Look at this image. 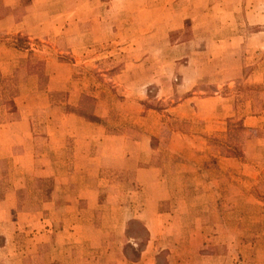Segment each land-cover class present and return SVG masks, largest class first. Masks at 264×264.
Returning a JSON list of instances; mask_svg holds the SVG:
<instances>
[{"label": "rangeland", "instance_id": "obj_1", "mask_svg": "<svg viewBox=\"0 0 264 264\" xmlns=\"http://www.w3.org/2000/svg\"><path fill=\"white\" fill-rule=\"evenodd\" d=\"M245 2L264 5V0ZM157 3L0 0V196L16 186L17 209L36 210L54 190L58 204L92 188L99 191L88 199L91 214L77 221L80 216L70 212L69 237L55 241L48 234L39 242L31 227L28 235L16 237L20 249L8 248L11 258L0 264H20L25 255L23 264H264V145L256 140L264 136V120L244 132L228 129V122L244 125L245 115L262 112L264 63L252 69L264 53L252 52L239 37L231 47L211 44L209 23L196 26L192 19L204 14L210 20V6L186 17L185 0L170 4L171 29L156 20L155 37L147 38V20L159 18L147 9ZM219 3L213 12L225 33L227 2ZM74 16L92 18L78 21L75 31L88 25L87 33L99 30L106 38H73L67 29ZM229 26L237 36L264 31V23L247 25L241 19ZM15 83L16 111L9 113L6 100ZM210 96L227 99L216 114H206L208 107L192 110ZM187 97L192 102L186 107L169 111ZM77 110L101 118L104 124H98L109 135L137 140L151 134L149 144L136 149L148 158L141 165L158 168L152 191H139L134 171L105 168L119 161L111 148L132 154L135 146L107 142L102 149V140H96L87 149L73 136L58 138L60 128L77 136L94 134L65 117L86 120ZM225 142L237 146L241 156H232ZM97 168L98 175L110 177L108 185L80 181L78 175L94 176ZM51 170L61 183L39 176Z\"/></svg>", "mask_w": 264, "mask_h": 264}, {"label": "crops", "instance_id": "obj_2", "mask_svg": "<svg viewBox=\"0 0 264 264\" xmlns=\"http://www.w3.org/2000/svg\"><path fill=\"white\" fill-rule=\"evenodd\" d=\"M155 1V0H153ZM157 4H150V7H148L147 12L148 14L152 15H157L159 16L158 19L156 18H150L147 20L148 22H151V27L146 31V37L147 38H154L156 31L154 30L156 20L159 21L163 26H165L167 29H171L168 27V22H166V18L169 15L170 11V4L174 0H157ZM187 1L186 3V10L190 9L188 12H186L185 16L190 17L193 14H200L198 10L200 7H207L210 6V9L212 10V14L210 16V20L208 16H204L202 14L199 18H192L194 23L197 25L200 24H208L210 26V34L208 35L210 39V43L212 44L213 41L217 45L218 43L225 42L227 47L232 46V41L239 37L240 43H245L248 42L247 44L251 47L252 52L255 51H261L264 53V31H256L250 34H245L243 33L241 36H237L236 32H229L228 30L231 29L229 26L233 22H237L238 20H242L244 24L246 23L247 25H259L261 23H264V5H256V4H251L250 2H245V0H242L240 3L239 0H226L227 2V13H228V20H227V30L226 32H221L222 29L220 30L218 22L220 19L218 18V14L216 12H213L216 8L219 7V1L220 0H185ZM241 11L243 13L238 14V12ZM241 17V18H240ZM29 16L26 18L28 19ZM78 21H82L84 24L88 22H92V18H89L87 16H83L82 18H77L74 16L72 19V24L73 27L71 28L70 26L67 29V33L71 34L70 31H73V38L76 39H84L85 40H93L95 39H105L106 34H101L99 30L94 31V32H88L87 33V26L82 32H77L75 31V27L77 26L76 23ZM222 21V20H221ZM216 22V25H215ZM225 22V21H223ZM212 26H211V25ZM214 25V26H213ZM219 27V28H218ZM159 28L157 27V31H159ZM239 32V31H238ZM236 34V35H235ZM209 45L211 46V44ZM88 45H91V43H88ZM212 48V47H211ZM264 63V57L260 60V63L258 64L257 67H254L252 69V72H255L259 69H261V65ZM185 69H192L191 67H187ZM190 78V77H189ZM189 78H186V75L184 77V81L189 80ZM196 78H194V81ZM218 97L216 96H210V97H205L201 98L198 103H195L194 107H191L193 111L197 110L200 113V108L199 107H208L207 110L205 111L206 114L210 112V114H216V112L220 109L222 106L223 101L227 100L226 98L224 99L223 97ZM192 102L190 97H187L185 99H182L180 102H178L176 105L172 106L169 111H178L181 110L182 108L186 107L188 103ZM195 113V112H194ZM234 113H231L233 115ZM209 115V114H208ZM65 117L69 118H74L78 122H80L81 126H84L85 129L88 131H93L94 134H90L88 132H84L83 134L76 135L72 134L69 132L67 129H59L60 131V136L58 138H65L67 135L73 136L75 139L73 141L75 143H81L82 145H87V149L91 144H96V140H102V149H106V144L109 142V144L113 143H120L123 144V146L127 147L128 145L130 146H135V150H133L132 154L124 150L122 148V152H118L120 147H116L115 149L111 148V154L115 155L116 157L118 156L119 161L117 164H106V167H116L120 169H125L129 171H134L136 178L133 180L136 184L139 183V191H143L144 188L147 190L152 191L154 187V179L156 178V173L158 171L157 167L154 166H145L141 165L145 162H147V157L143 156H138V150L136 147L140 145L141 143H144L145 145L149 144L150 136L151 134H144L140 139L137 140H131L128 139V137L124 135H109L106 134L105 129L102 125L98 124V122H92V121H86L83 118L76 116V115H71L67 114ZM264 120V106L262 109V112L258 115H245L243 118V123H244V128L241 129L242 132L249 130L251 127L256 126L257 122L256 121H261ZM248 121H254V125H251L248 123ZM63 131V132H62ZM144 131H148L147 129H144ZM54 132H52L53 134ZM59 135V134H58ZM257 143L260 145H264V136H260L256 138ZM100 152V149H98V153ZM102 152H104L102 150ZM97 156L93 157L96 158ZM134 157V158H133ZM132 159V160H131ZM141 163V164H140ZM50 168L53 166V163L50 162L49 164ZM54 169V167H53ZM55 170V169H54ZM54 170H51L49 173H44V174H39L40 177L45 176V177H51L53 180L58 181V183H61L62 180L57 176L56 172ZM99 173V168L96 169V174L94 176H91L89 174H81L78 175L80 181H92L93 183H96V186L100 185V181H102L105 185H108L110 180L109 176L106 175H98ZM99 176V177H98ZM92 177V179L90 178ZM25 182V181H24ZM24 184V183H23ZM23 185H20L21 187ZM17 189L18 187H13V186H8V188L4 191V193L0 196V234L4 237V244L0 245V261L9 259L11 256L8 257V254L6 251L8 248H10V251L12 250H19L20 246H18L16 242V237H18L19 233H22L25 231V233L28 235V230L33 227L35 229V234L39 237H37L39 242L42 240H48V234H52V238L55 236V241H57L56 237H59V235H63L64 237H69L68 229H66V220L68 221L69 217L71 216V211H74L77 216L79 221L81 217L84 214H91V211L88 210V199L93 197L92 195L96 196L97 193L99 192L96 188L95 189H89L88 194H76L74 198L67 197L66 201L62 204H58V196L54 193L51 195L50 199L47 200L41 208L36 209V210H26V209H17ZM96 190V191H94ZM81 204V206H80ZM90 209V208H89ZM118 209H123L121 204L118 205ZM127 209H130L128 207ZM162 213H159V215ZM60 215H62L63 218H60ZM69 216V217H68ZM148 224V223H147ZM84 226L83 222L82 225H80V228ZM148 226V225H147ZM71 228V227H70ZM149 228V227H148ZM154 229V228H153ZM149 230L152 233V230L149 228ZM55 244H60L58 242H54ZM63 243H69L68 242H63ZM26 255L22 256L20 258V262L23 264L26 263ZM20 263V264H21ZM51 264V263H50Z\"/></svg>", "mask_w": 264, "mask_h": 264}, {"label": "trees", "instance_id": "obj_3", "mask_svg": "<svg viewBox=\"0 0 264 264\" xmlns=\"http://www.w3.org/2000/svg\"><path fill=\"white\" fill-rule=\"evenodd\" d=\"M17 41L21 42L22 38L20 36H18L17 38ZM16 47H21L20 44H16L15 45ZM27 48V47H26ZM6 80L8 81H11V79L8 77L6 78ZM13 80V79H12ZM14 82V80H13ZM13 86H15V88H13L12 90H10V98H8L6 100V103L8 104V112L9 113H12V112H15L16 111V105L13 101V98L17 95V86H16V83L15 84H12ZM8 86V85H7ZM8 89H11L10 88V85L8 86ZM70 111V110H69ZM76 114L84 117L86 120L88 121H92V122H98V123H102L104 124L103 120L95 115H91V114H86L85 112H82V111H74ZM234 126L235 128L241 130L244 128V125L242 124V121H238L236 123H233V122H228V129H231V127ZM223 145H225L224 149H227V151L234 157H240L241 156V151L237 148V146L235 145H231V144H228V143H224ZM17 202H18V199H19V190H17ZM19 205V204H18ZM132 223H139L141 225V228L143 229L144 233L148 236V230L146 229V227L144 225H142L140 223L139 220H135L133 219L131 221Z\"/></svg>", "mask_w": 264, "mask_h": 264}]
</instances>
